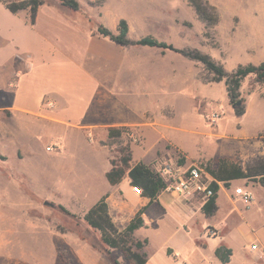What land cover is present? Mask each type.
Instances as JSON below:
<instances>
[{
	"label": "rangeland",
	"instance_id": "374dc122",
	"mask_svg": "<svg viewBox=\"0 0 264 264\" xmlns=\"http://www.w3.org/2000/svg\"><path fill=\"white\" fill-rule=\"evenodd\" d=\"M1 1L0 264H128L83 217L108 193L104 166L119 164L124 156L136 164L140 140L132 127L116 128L120 136L109 139V128L90 133L66 124L87 119L90 93L81 94L87 72L117 82L124 96L167 102L162 114L177 115L171 141L209 170L223 163L244 167L253 143L264 142L263 133L244 142L228 135L240 129L253 136L264 129V84H255L253 76L239 89L248 113L236 118L223 82H209L201 64L156 48L118 47L97 33L102 26L117 34L125 20L130 40L153 37L197 50L231 72L264 61V0H202L218 16L210 26L197 19L187 0H77V12L43 0L46 6L33 26L26 12L12 15ZM89 48L108 50L107 58L95 55L88 61ZM14 99L35 114L13 111ZM169 149L165 143L154 161L168 151L182 164L184 157ZM124 184L131 186L127 177ZM242 185L255 188L252 203L245 206L221 191L212 216L202 213L199 201L190 209L167 192L157 199L165 214L145 201L144 225L132 241L147 240L146 264H221L213 254L218 241L231 249L228 264H264V189L257 179L223 186ZM109 206L120 232L138 211ZM251 244L258 249L251 251Z\"/></svg>",
	"mask_w": 264,
	"mask_h": 264
},
{
	"label": "crops",
	"instance_id": "0c3cea01",
	"mask_svg": "<svg viewBox=\"0 0 264 264\" xmlns=\"http://www.w3.org/2000/svg\"><path fill=\"white\" fill-rule=\"evenodd\" d=\"M45 6L46 5H44L43 3V5L39 7L34 25H36L39 22L41 16V10ZM21 12H26V14L28 15L27 10ZM17 14H12V15H17ZM114 45L116 44L114 43ZM117 46L123 47L119 45ZM107 53L108 50L105 49L89 48L88 50H86L85 56L88 61L90 60V58H92L95 55L96 56L98 55L101 60H104V58H107L108 55ZM87 73L90 79L86 81L85 86H82V91H81V94H84L86 92L90 93L89 94L90 97L87 100V108H86L87 119L86 121L81 120L82 123L79 124H75V123L70 124L66 122L67 125H73V128H76V130L78 131L88 130L90 133H97L98 131L107 128H121V127L134 128L137 131V137H139L140 140L139 145H137V152L135 154L137 156V163H143L146 166H148L150 169L152 168L158 172L160 170L162 171L165 167L168 166L171 167V169L173 170H177L178 172H182L183 170L193 165L203 168L206 171L207 175L209 176V180H211L213 183H215L218 186V190L216 192V196L218 194V197H216V201H215L216 210L218 207V202L220 199L219 194L221 195V191L225 192L227 190L231 193V195L234 196L233 190L236 187L232 188L231 186H229V189H226L223 185H229L236 181L242 182L250 179H257L259 181V178L264 177V142L255 141L253 143L251 147L252 153L250 155L252 157L251 161H246L247 163L244 164V167L223 163V164H219L216 170H211V169L209 170L205 168L203 164H200V162L203 161L202 159L200 158L192 159L181 147H179L176 143L171 141L170 137L168 136V133L173 129L174 127L173 122L176 120L177 115L174 117H169V115L166 116L162 114L161 106H163L167 102H161L159 104L158 101H155L156 98H154V101H152L151 99L139 100L137 99V96H130V95L124 96L122 95L123 88H120V85L117 82H113L111 80L109 81L102 77L101 78L103 80L102 79L99 80L92 73L89 72ZM13 96L14 95L11 94V98ZM41 101L42 100L39 99V102ZM10 102H11V109L15 112L23 113L26 116L28 115L33 116L35 114L34 112H31L26 108H21L18 105H16L15 99L12 101L10 100ZM43 102L44 101H42V104ZM94 102H96L95 106L97 111H95L93 108L92 104ZM102 110L104 112H102ZM248 110H249L248 107H246L245 113L242 116L239 117L235 115L234 116L236 118L243 117L248 113ZM44 118H46L47 120L50 119L47 116H44ZM68 127H72V126H68ZM235 131L237 132L228 135L232 136L233 139L238 142H244V141L256 139L260 133L264 132V129L253 136L245 135L244 133L241 132L240 129ZM224 137H226V135ZM165 143L170 145L169 150L179 152L184 157L185 160L182 164L179 165L177 163L178 161H176L177 160L176 158L170 157L168 151H166V153L161 154L160 157H158L157 160L154 161V156L156 154L155 151L157 152V150L163 148V145ZM90 155L92 158V154ZM151 161H153V163ZM109 166L110 165L108 164L104 166V172H103L104 179H105V173L108 172L111 168V167L109 168ZM234 168L240 169L241 172L245 174L247 177L227 181L228 180L227 177L231 175ZM210 171H213L215 174L218 173V175H220V178L217 179V177H215V175H212ZM163 180L164 182L168 181L167 178ZM240 187H245L250 192L251 190L255 189L253 187L251 188L246 185H242ZM107 189H108V193H107L108 195L107 194L103 195L106 196L105 201L108 207H110L109 206L110 203H112L114 206H117V210L136 211L139 210L143 205L146 204V202L149 201L147 198L135 194L132 189V186H127L124 184V179L115 186H110L108 184ZM261 189H264V186L261 185ZM170 195L173 197V199L177 200L182 205L190 209H193L192 207H194L198 201L200 202L201 207L203 205L202 200L197 197L176 196L173 194ZM231 195L228 194L227 196L230 198ZM158 196L159 195H157L156 198L151 202V206H153L156 210H162L163 214H165L164 208L158 204V200H157ZM231 202L233 204L232 199ZM130 203H132L134 206L132 207ZM222 244H223L222 241H218L214 249Z\"/></svg>",
	"mask_w": 264,
	"mask_h": 264
},
{
	"label": "trees",
	"instance_id": "16d2710c",
	"mask_svg": "<svg viewBox=\"0 0 264 264\" xmlns=\"http://www.w3.org/2000/svg\"><path fill=\"white\" fill-rule=\"evenodd\" d=\"M62 7L77 12L79 3L77 0H54ZM193 8L197 19L205 25H215L218 22V16L215 9L207 2L202 0H187ZM5 9L11 14H17L21 11H28L29 23L34 25L36 15L40 6L43 5V0H3L1 1ZM97 33L104 38L109 39L116 45L123 47H148L156 48L161 51H169L178 54L189 61H193L202 65L203 69L211 75L209 82H223L229 104L233 106L234 115L239 117L245 113L244 99L241 97L239 89L244 79L253 76V81L257 85L264 84V61L258 65L247 64L245 66H237L231 72H227L223 66L214 61L209 55L197 50L179 49L171 44L159 41L153 37H144L138 40H130L128 38V25L125 20H120L117 26V34L110 30L99 26ZM264 136V132L262 134ZM109 139L120 136V130L109 128ZM118 163L111 162V168L105 173V180L110 186L119 184L125 177L129 179L130 185L141 189L142 197L147 198L151 203L157 195L165 188L164 180L154 173L148 166L143 163L130 165L128 156L120 157ZM217 179L220 178L218 173L210 171ZM247 176L240 169L232 171L227 181L246 178ZM221 181V180H219ZM259 183L264 186V177L259 178ZM214 192H217L218 186L211 183ZM216 195L210 198L201 207V211L205 216H212L216 210ZM106 196L99 199L84 215L83 220L92 229L100 233L101 241L110 249L119 250L128 264H146V256L142 252L147 240L132 241L134 231L140 229L144 225L142 214L146 210V206L140 208L126 225L123 231H118L112 222L108 212V205L105 201ZM59 210L66 213L62 206H58ZM214 257L221 264H228L232 255L231 249L223 245H219L214 249ZM169 255V250L167 251ZM117 264V262H114Z\"/></svg>",
	"mask_w": 264,
	"mask_h": 264
},
{
	"label": "built area",
	"instance_id": "2783aa9c",
	"mask_svg": "<svg viewBox=\"0 0 264 264\" xmlns=\"http://www.w3.org/2000/svg\"><path fill=\"white\" fill-rule=\"evenodd\" d=\"M50 150L51 148H47V151ZM159 176L168 180L165 182L163 192L176 196L197 197L202 200L203 204L216 195L211 187L212 181L209 180L206 171L196 165L190 166L182 172L173 170L168 166L161 171ZM132 189L135 194L142 196L140 188L132 186ZM233 193L245 206H249L253 201L251 192L245 187H236ZM256 249L257 246L252 244L250 250L255 251Z\"/></svg>",
	"mask_w": 264,
	"mask_h": 264
}]
</instances>
